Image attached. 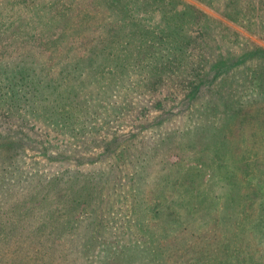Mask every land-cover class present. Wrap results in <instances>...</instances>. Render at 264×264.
Returning a JSON list of instances; mask_svg holds the SVG:
<instances>
[{"label": "rangeland", "instance_id": "374dc122", "mask_svg": "<svg viewBox=\"0 0 264 264\" xmlns=\"http://www.w3.org/2000/svg\"><path fill=\"white\" fill-rule=\"evenodd\" d=\"M50 1L56 0H0V71H5L6 86L0 89V115L9 116L1 118L7 122L3 121L0 133L15 134L23 141L19 149L20 166L0 169L3 175L0 201L9 199L0 211L3 224L0 229L4 228L0 230V264H8L6 259L14 255L13 250H18L15 248L18 244L8 242L5 237L8 233L5 232L14 226L11 218L17 217L11 208L35 191L41 199L58 181L67 187L71 183H65L68 175L80 174L78 180L82 185L87 178L83 174L90 173H94L93 181L102 178L100 194L88 207H74L67 214L64 210L68 202L55 196L52 203L37 206L42 207L44 221L48 222L36 228L40 239L43 241L52 229L56 233L45 243L35 242V248L45 247L48 251L40 249L41 257L46 254L50 259L49 252L60 255L61 251L74 247L82 250L83 245L93 241L94 251L83 261L77 258L78 264H93V261L99 264L101 251L112 241L119 248L135 246L132 241H137L139 246L149 244L138 223L141 218L148 231L165 235L164 244L169 247L158 254L164 257L155 260L156 250H149L144 256L119 259L114 264H219L225 258L230 260L229 264L264 263V241L259 239L264 237V220L257 228L249 226L252 216L264 214V0H242L243 13L237 17L232 15L236 7L232 0H178L179 9L192 5L200 10L198 22L188 20L186 30L196 45L201 40L207 43L208 65L225 62L218 69L217 78L200 92H192L194 68L185 67V71L176 70L186 78L179 86L160 81L151 90L139 85L128 93L118 88L103 98L97 113L90 108L69 107L58 110L57 115L50 112L35 117L29 114L39 111L25 106L21 98H12L13 92L4 91L12 85L21 89L20 93L26 88L27 74L16 73L19 69H30L13 67L12 71L8 63L13 61L24 57L33 60V57L35 64L47 60L52 66L51 73L59 70L60 66L54 64L64 51L61 43L66 40L53 44L51 40L56 36L51 31L47 32L51 36L43 37L49 30L44 23L50 19L45 14L56 12L59 5L52 8ZM158 15L150 24L161 20ZM58 45L60 48L55 50ZM200 48L194 55L195 61L199 60ZM85 50L82 45L81 53ZM159 50L148 54L151 57L167 54L166 50ZM208 65L205 63L204 67ZM136 71L131 74L134 82L141 78L139 70ZM167 72L172 76L171 70ZM207 96L211 101L205 106ZM114 106L125 108L118 115L113 112ZM69 113L72 126L62 123L60 127L53 121ZM122 151L123 158L119 159ZM253 190H259L262 196L253 195ZM164 199L176 205L164 213L166 216L160 214ZM96 217L101 228L98 225L94 229ZM226 218L231 224L238 223L228 230L232 239L225 236L223 228L216 227ZM179 220L182 222L178 223ZM244 226L245 239L233 240V234ZM198 229L207 233L202 234L201 244L197 246L190 241L198 239V243L200 236L195 235ZM213 232L230 239L232 248L224 249L221 245L212 247V251L204 246L216 238ZM85 233L93 234L94 239ZM183 238L190 241L181 244ZM118 252H123L125 257L123 250ZM73 257L61 256L53 264H73Z\"/></svg>", "mask_w": 264, "mask_h": 264}, {"label": "trees", "instance_id": "16d2710c", "mask_svg": "<svg viewBox=\"0 0 264 264\" xmlns=\"http://www.w3.org/2000/svg\"><path fill=\"white\" fill-rule=\"evenodd\" d=\"M239 1L241 2L238 4ZM232 2L236 3L235 9H233L234 14L232 15L237 17L239 14L243 13V3L242 0H232ZM79 3H82L83 7H79ZM178 4V0L53 1V3L50 4L52 8L57 5L58 8L57 10L55 9L56 12L54 13L49 11V13L45 14L46 17L50 19L48 22L44 23V26H47L46 28H49V30L43 33V37L51 36L47 35V32L51 31L53 32L52 36H56L51 40L53 44L61 39L66 40L64 43H61V46L65 49L63 52H60V58L57 59L54 64L60 66L59 70L55 71L57 74L50 72L52 66L47 60L39 61L37 64H35L36 60L33 57H31L33 60L24 57L20 60L13 61L8 63V66L10 65L12 67V71L13 67H16L17 69L21 67L30 69L29 71L19 69L16 73L23 74V76L27 74V76L24 77L27 84L22 93H20L21 89L18 90V88H14L12 85L7 88V91H4L5 94L9 91L13 92L10 95L12 98L15 96L16 99L21 98V101L23 104L25 103V106L29 105L32 110L40 112L34 115L29 114L30 116L38 117L50 112H54L55 115H57L59 114L58 110H66V108L69 107L79 109L84 108L85 110L90 108L91 110H94L93 112L97 113L99 112L98 107H100L98 105L103 101V98H108L112 92L116 91L118 88H122V91L130 93V91L140 86L151 90V87H155L153 86L155 82L156 84H159L160 81L169 82V85L176 84L179 86L184 84L186 78L180 76V72H177L176 70H183L185 67H191V69L194 68L193 71L195 72L193 76L195 78L191 82L193 85L192 92H200V90H203L201 89L203 86L211 84L212 81L217 78V74L220 72L218 69L225 62L221 61L212 66L208 65L210 57L206 53V51H208L207 43L204 40H201L199 45H196L195 41L186 30L188 20L193 19L198 22V19L200 18L198 16L200 10L192 5H184L183 9H179L177 7ZM157 15L161 20L157 21L156 24H150ZM194 43L195 47L193 48ZM82 45L86 50L81 53L80 47H82ZM40 47L44 50L42 44ZM58 48H60V45H58L55 50ZM198 48H200L201 53L199 55V60L195 61L193 58ZM156 49H161L159 50L160 52L166 50L167 54L163 57H151L148 53ZM72 51L74 52L73 54H71ZM200 63L201 65H199ZM205 63L208 65V68L204 67ZM5 68L7 70V66ZM136 70H139L138 72L141 73V78L138 79L137 82H134L131 74L134 72L136 73ZM170 70V75L172 76L168 75L167 71ZM4 73L5 71H0V89L6 87L4 85ZM210 76L212 77L208 80V77ZM168 77L169 80H167ZM1 96L2 95H0V97ZM207 99L209 100L204 102L205 106L211 101L209 96H207ZM212 102V105H216L215 101ZM95 107L97 110L93 109ZM11 108L12 107H10V109ZM124 108L125 107L123 106H114L113 112H117L119 115ZM67 115L68 116L63 119L56 118V120L53 121H55L60 127H62V123L65 124L64 126L66 127L72 126V115L71 113ZM3 116L4 118L9 117L6 115H0V128L3 127L5 124L4 122H7L6 119H1ZM10 116L13 117L12 115ZM75 127H80V130L84 129L81 126ZM92 128L95 129L96 127L92 126ZM22 145L23 141H21L20 138L15 137V134L11 135L9 132L4 134L0 133L1 170L6 171L8 167L14 166L15 168H18L20 166L22 161L19 156V149ZM123 152L124 151H122V154H119V159L123 158ZM132 154L133 153L131 152V156ZM115 159L118 160V156ZM145 166L147 167L148 164H145ZM67 171H70V169H67ZM72 175L66 177L67 180L65 183L68 181L71 182L67 187H62L60 181H58L55 187L52 186L53 189L51 191L48 190L43 193L41 199L37 198L36 195L39 192L35 191L29 197H22V199L11 208L14 214L13 216L17 217H10L14 222V226L5 232H8L5 237H8L9 240L7 241L10 243H17L18 246L15 248L18 250H13L14 255L6 259L9 263L6 260L4 263L53 264L54 260L60 259L61 256L67 258V255L69 257L74 255L72 260L73 264H78L77 258H80L83 261L87 258L90 252L94 251L92 247L93 241H88V244L86 243L81 247L82 250L74 247L67 252L64 251L62 253L61 251L60 255L55 254V252H49L50 259H48L46 258V254L44 257H41V250L48 252L44 250L45 247H34L35 242L41 240L36 228L48 224V222L44 221V210H41V208L44 207L45 203L53 202L52 196L58 198L61 197L62 200L68 202L64 210L67 214L70 211H73L74 207H78V209L84 208L85 206L88 207L93 201L92 199L95 196H99L102 176L93 181L92 177L94 173L83 174V177L87 178L81 185V182L78 180V178L81 177L80 174L74 175L73 177ZM64 176H60L59 178H63ZM2 177L3 175L0 174V178ZM68 177L70 180H68ZM263 183L264 181H262V184ZM253 193V195L259 194L260 197L262 196L259 190H253ZM14 195L21 196L22 194L19 195L15 193ZM8 202L9 199L4 202L0 201V211L2 205L5 203L8 204ZM39 204H42V207H37ZM161 204L164 208L160 214L164 216H166L164 213L171 207H176L175 202L172 200L164 199ZM140 206H142V204H140ZM146 207L148 208V206ZM91 208L93 210V206ZM142 208L143 207H141L140 210ZM256 215V217L252 216L250 218L249 223V226L254 228H257L258 225L261 226L263 224L262 221L264 220L263 212ZM175 218L181 219V217H178L177 215H175ZM223 220L224 219H221L216 227L223 228L222 231L225 230V236H228V230L236 227L238 223L231 224L228 222L227 218V221L224 222ZM94 222V229H96L98 225L101 228L100 221H97V217ZM181 222V220L178 221V223ZM138 223L141 226L143 235L148 239L149 244L139 246L137 241H132L135 246L128 245L127 247L119 248L118 246H115L112 241L110 242V245H107L106 248L101 251L102 257L98 261L99 264H114V262L119 259H132L139 255L144 256L149 250H156L154 252L155 260H157V257L159 259L164 257H161L162 255L160 256L158 254L161 250L163 251V249L169 247V245L164 244L165 235L163 236L162 233V237L161 234L155 235L153 230L148 231L142 225L141 218L138 219ZM2 225L3 224L0 223V226ZM160 228L162 229L161 226ZM244 228L246 227L244 226L242 229L240 228V231L233 234V240L240 242L245 239V237H243L246 234ZM0 230L3 231L4 228H1ZM257 232L258 230H255V233ZM93 233L94 235L96 234L95 230ZM205 233H207L206 230L198 229L195 234L196 237L200 236L198 243V239L190 241L183 238V243L181 244H185V241H190L198 246L201 244L203 238L201 237L202 234ZM55 235L56 233H54V229H52L45 234V239H43V241L41 240V242L45 243L49 239L54 238ZM85 235H87L89 239H94L93 234L85 233ZM139 235L137 237L138 239ZM213 235H215L216 238L212 241H208V243H204V246L211 249L212 247H218L221 245L224 249L232 248L230 246V239H224L225 236L220 238L214 232ZM13 238L15 239L14 241L12 240ZM229 238L232 239V237ZM259 239L264 241L263 236ZM118 250H123L125 252V257L122 256L123 252L119 253ZM212 251L214 250L212 249ZM95 252L97 253V250H95ZM229 262L230 260L225 258L220 261L219 264H229ZM258 262L259 264H264L260 261ZM59 263L60 262H58V264ZM96 263L97 262L93 261V264Z\"/></svg>", "mask_w": 264, "mask_h": 264}]
</instances>
